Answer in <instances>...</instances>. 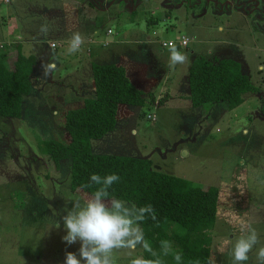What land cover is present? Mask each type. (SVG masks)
I'll use <instances>...</instances> for the list:
<instances>
[{
    "label": "rangeland",
    "instance_id": "obj_1",
    "mask_svg": "<svg viewBox=\"0 0 264 264\" xmlns=\"http://www.w3.org/2000/svg\"><path fill=\"white\" fill-rule=\"evenodd\" d=\"M130 5L131 0H0V25L8 27L12 10V29L25 28L17 40L21 51L35 57L33 88L21 117L0 116V264H64L66 252L78 255L79 242L62 240L61 217L89 194L71 188V157L59 164L49 158L47 140L68 142L66 111L61 95L42 96L36 87L39 78L58 79L83 68L86 58L60 50L61 65L53 69L50 44L86 22L98 30L113 28L112 35L102 37L110 42L103 51L107 63L147 66L145 79L152 83L144 88L151 90L145 91L146 105H132L133 112L120 117L114 130L92 139L93 152L151 158L157 170L204 188L219 187L210 264H231L227 250L220 249L239 236L233 225L240 220L258 232L257 248L264 246V0H134L135 11ZM182 36L189 38L186 47L163 46ZM7 42L0 34V56L11 67L19 50ZM173 48L185 60L170 66ZM198 55L240 61L260 92H247L234 109L226 101L193 106L180 96L190 90L189 67ZM47 86L41 88L51 90ZM152 92L164 101L155 104ZM255 251L245 264H257ZM116 255L117 264H130L143 249Z\"/></svg>",
    "mask_w": 264,
    "mask_h": 264
},
{
    "label": "trees",
    "instance_id": "obj_2",
    "mask_svg": "<svg viewBox=\"0 0 264 264\" xmlns=\"http://www.w3.org/2000/svg\"><path fill=\"white\" fill-rule=\"evenodd\" d=\"M15 49L19 52L11 67L0 56V116L5 117H21L24 97L33 88L35 57L23 53L21 44H16ZM92 70L95 95L86 98L82 106L66 111L68 142L47 140L50 160L59 164L71 157V188L89 195L98 187H87L91 174H117L120 180L109 188L110 198L137 206L152 205L157 219L148 217L141 227L156 252H160V242L167 240L173 253L181 254L180 264H210L220 188H204L184 177L157 170L151 158L93 152L91 140L114 130L120 105L145 106L148 97L131 81L124 65L94 63ZM188 79L190 90L185 97L193 106L226 101L234 109L243 103L247 92H260L241 62L229 57L195 56ZM149 97L155 103L153 92ZM148 117L156 120L151 114ZM143 257L155 258L144 250ZM161 259L164 264H176L172 254H161Z\"/></svg>",
    "mask_w": 264,
    "mask_h": 264
},
{
    "label": "clouds",
    "instance_id": "obj_3",
    "mask_svg": "<svg viewBox=\"0 0 264 264\" xmlns=\"http://www.w3.org/2000/svg\"><path fill=\"white\" fill-rule=\"evenodd\" d=\"M46 31L45 26H41ZM83 38L79 33L71 37L69 51L75 53L80 50ZM185 56L174 48L170 54V66L178 62H184ZM120 177L115 174L100 176L93 173L87 187L96 185L95 191L86 196L83 201H75L71 209L61 217L66 234L62 240L68 245L79 242L78 255L75 252H66L64 264H117L116 253L120 250H128L131 255L141 247L150 253L154 259H146L143 256H135L130 264H164L161 254L173 255L176 264H180L181 254L173 253L169 241L160 242V252H156L145 239L141 223L150 217L156 221V214L151 204L137 206L127 202L110 198L109 188L118 182ZM228 223L232 224L229 220ZM239 231L235 241H225L221 252L227 250L231 257V264H245L249 260V254L255 251L257 264H264V246H259V234L255 228L244 220L233 225ZM60 228V223H55Z\"/></svg>",
    "mask_w": 264,
    "mask_h": 264
},
{
    "label": "crops",
    "instance_id": "obj_4",
    "mask_svg": "<svg viewBox=\"0 0 264 264\" xmlns=\"http://www.w3.org/2000/svg\"><path fill=\"white\" fill-rule=\"evenodd\" d=\"M130 7L132 8L131 9L132 11L136 10L137 5L134 6V0H131ZM38 16L42 17L41 13L38 14L37 17ZM56 16L59 17V10L56 11ZM15 17H16L15 13L12 10H9L7 13L6 19H5L8 21V27L4 28L3 26L0 25V34H2V35L6 34V36L9 39V42H7V43H9V45L11 47L16 46V44H21V47H22L21 41H17V40H19L21 38V36H24L25 28L21 27V25L18 23L19 27L12 29V26L10 25L9 22H12V19ZM24 25H26V24H24ZM109 28H111L113 30L112 27H108L106 29H99L98 30L92 24L86 22V25L80 24L78 26V29L76 31H74L72 34L67 33L66 35H62V37H55L53 42H58L61 44V46L57 49L51 48V50L54 53V55L51 59V62H50L51 67L53 69L58 68L61 65L60 61L59 62L57 61L58 59H60V57L58 56L60 50L64 51L63 55H65V54L68 55L71 53V54H74V56H80L81 59L86 58L87 61L85 62L84 65L81 66V67H83L82 69H77L75 72H73V71L69 72L67 75H64V76L61 75L60 78H58V79L51 77V78L41 80L39 78L38 84H41V87H44V85L48 84V86L51 87V90H46V89L44 90L43 88H41L37 84L36 91L39 92L40 95H42V96H47L49 94L50 95H54V94L61 95L62 99H63L61 110H63V111H67L68 109H71V108L80 107L84 104V101L86 98L94 97V95H95V83H94L92 65L94 63L105 64L108 62V61H105L106 55L104 54L103 51L105 50V48L108 47L110 42L108 41L109 44L106 46H103L100 43H101V41H107L105 39H102V37L110 36L114 33V30H113L112 34H107V30ZM74 33H79L81 35V37L83 38V41L88 40L89 38H94V39H97L98 41L92 45L91 50H89L85 46V47H82V50L77 51L80 53H77V52L72 53L69 51V48H70V43H71V37L73 36ZM63 46H65V47H63ZM186 46H181V47H186ZM61 61H62V59H61ZM109 63H116V64L124 65L127 69V73L129 75L131 81L136 86H138L144 92L145 91H149V92L151 91V90H146L148 87L151 88L150 86L152 85L150 80L145 79V78H147L148 70H149L147 66H146V68H144L141 65L128 64V63L123 64L120 61H109ZM80 70H83L84 72H80ZM168 78L169 77H167V79ZM167 79H165V80L167 81ZM144 88H146V89H144ZM187 94H189V92L186 93L185 95H181L180 97L186 98L185 96ZM29 95H31V94H29ZM29 95H27L25 97H28ZM25 97H24V100H25ZM154 101H155V104L162 103L164 101V98L162 96L161 97L155 96ZM25 102L28 103V101H26V100H25ZM132 112H133V110L131 108V105L122 104L119 107L117 118L119 119L120 117L129 116Z\"/></svg>",
    "mask_w": 264,
    "mask_h": 264
},
{
    "label": "built area",
    "instance_id": "obj_5",
    "mask_svg": "<svg viewBox=\"0 0 264 264\" xmlns=\"http://www.w3.org/2000/svg\"><path fill=\"white\" fill-rule=\"evenodd\" d=\"M5 1H6V2H9L10 0H5ZM112 33H113V30H112L111 28H109V29L107 30V34H112ZM96 40H97V39L89 38L88 40L83 41V43L80 45V48L86 46L89 50H91L92 45L95 44V43L98 41V40H97V41H96ZM177 43H178L180 46H186V45H188V43H189V38L186 37V36H182L181 39H180V40H177V41H174V40L164 41V42H163V46H164V47H173V46H175ZM100 44H102L103 46H106V45L109 44V42H108V41H101ZM57 45H58L57 42H52V43H51V47H52L53 49H56V48H57ZM149 117H151V116H149ZM153 120H154V119H153Z\"/></svg>",
    "mask_w": 264,
    "mask_h": 264
}]
</instances>
